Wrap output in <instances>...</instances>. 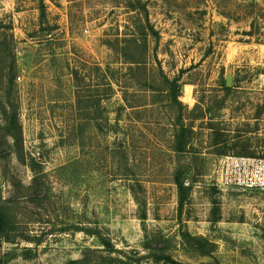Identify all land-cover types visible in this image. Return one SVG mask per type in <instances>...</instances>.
I'll return each mask as SVG.
<instances>
[{
    "label": "rangeland",
    "instance_id": "rangeland-1",
    "mask_svg": "<svg viewBox=\"0 0 264 264\" xmlns=\"http://www.w3.org/2000/svg\"><path fill=\"white\" fill-rule=\"evenodd\" d=\"M131 1L0 0L13 35L0 29V68L16 65L0 106L19 130L16 144L0 115V201L16 222L0 264L98 250L93 264L106 253L85 228L129 264H157L142 248L154 235L182 264H264V194L217 186L224 156L264 158V0H142L146 15ZM164 78L183 87L178 103ZM178 124L192 127L189 154L172 150ZM177 167L190 188L179 219Z\"/></svg>",
    "mask_w": 264,
    "mask_h": 264
},
{
    "label": "trees",
    "instance_id": "trees-1",
    "mask_svg": "<svg viewBox=\"0 0 264 264\" xmlns=\"http://www.w3.org/2000/svg\"><path fill=\"white\" fill-rule=\"evenodd\" d=\"M130 3V8L134 12H142L146 15L145 4L142 0H132ZM0 29L7 30L10 32L12 30L11 24H3L0 19ZM149 31L153 36H156V32L153 30L151 26H149ZM145 30L143 31V33ZM6 38L10 43L13 41V35L10 32ZM4 37V39H6ZM3 38H0V40ZM6 52L4 50H0V65L4 62L3 55ZM10 58L9 63L5 65L3 68H0V83L12 85L14 83V74L16 70L14 57L8 55ZM6 61V60H5ZM165 84L168 87V94L172 101L177 102V98L180 96L181 86L178 85L177 80H168L164 78ZM224 91H229V88L225 87L224 82ZM7 103V104H6ZM3 103L0 106V115L4 121L6 135L10 137L14 143H18L19 139V130L17 127V112L15 108L11 105L9 101ZM209 110H206V113ZM178 130L174 134V141L172 150L174 153L179 155L189 154V140L192 135L191 125H183L178 124ZM18 131L17 133L15 131ZM187 170L184 167H177L174 174V184L177 190L178 197V219L181 217L182 208L189 197L190 188L184 185L186 181ZM37 180H34V184ZM35 186V185H34ZM143 219V218H142ZM215 221V220H213ZM78 228H76L77 230ZM16 230V222L15 216L11 210V208L2 203L0 201V240H4L5 242L11 243L13 241L11 235H13ZM86 235L95 237L100 245L103 248V251L106 253L105 256L100 255L97 257L96 262L93 264H129L125 260H122L118 257H112L116 250H114L113 245L111 244L108 237L102 236L97 229L85 228L81 230ZM180 237L188 246L189 249L194 251L198 256L201 257H209L214 252V244L208 241L207 239L195 237L190 235L188 232L180 231ZM142 248L148 252V256L154 263L157 264H182L176 260H174L169 254H167V250L169 249L168 240L162 238L159 235H154L150 238H146V240L142 244ZM98 250H87L83 254V258L81 260L70 261L68 264H88V257L91 253H97ZM133 254L137 255L136 251ZM142 258H138L137 262H139Z\"/></svg>",
    "mask_w": 264,
    "mask_h": 264
},
{
    "label": "built area",
    "instance_id": "built-area-1",
    "mask_svg": "<svg viewBox=\"0 0 264 264\" xmlns=\"http://www.w3.org/2000/svg\"><path fill=\"white\" fill-rule=\"evenodd\" d=\"M217 186L221 190L264 193V158L224 156Z\"/></svg>",
    "mask_w": 264,
    "mask_h": 264
},
{
    "label": "water",
    "instance_id": "water-1",
    "mask_svg": "<svg viewBox=\"0 0 264 264\" xmlns=\"http://www.w3.org/2000/svg\"><path fill=\"white\" fill-rule=\"evenodd\" d=\"M232 85V75L231 73H227L226 78H225V87L230 88ZM181 90H183V87H181Z\"/></svg>",
    "mask_w": 264,
    "mask_h": 264
},
{
    "label": "crops",
    "instance_id": "crops-1",
    "mask_svg": "<svg viewBox=\"0 0 264 264\" xmlns=\"http://www.w3.org/2000/svg\"><path fill=\"white\" fill-rule=\"evenodd\" d=\"M234 156H236V155H234ZM248 157H254V156H248ZM261 158V157H260ZM258 193V192H257ZM260 194H264V193H260Z\"/></svg>",
    "mask_w": 264,
    "mask_h": 264
}]
</instances>
